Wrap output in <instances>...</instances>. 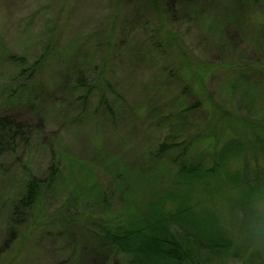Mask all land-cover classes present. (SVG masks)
<instances>
[{"label": "rangeland", "instance_id": "rangeland-1", "mask_svg": "<svg viewBox=\"0 0 264 264\" xmlns=\"http://www.w3.org/2000/svg\"><path fill=\"white\" fill-rule=\"evenodd\" d=\"M227 1L0 0V117L20 125L0 153V264H91L89 232L147 199L138 174L166 183L176 169L179 150L152 161L158 145L193 135L188 156L209 163L204 137L225 125L222 109L264 116V8L245 31ZM242 72L257 87L251 99L230 92ZM54 164L58 182L26 219L14 216L29 177L47 180ZM12 223L22 224L10 244ZM114 259L127 262L114 252L105 264Z\"/></svg>", "mask_w": 264, "mask_h": 264}, {"label": "trees", "instance_id": "trees-1", "mask_svg": "<svg viewBox=\"0 0 264 264\" xmlns=\"http://www.w3.org/2000/svg\"><path fill=\"white\" fill-rule=\"evenodd\" d=\"M210 1L213 2L208 0V4ZM225 4L224 12L230 23L240 25L245 31L251 20H256L252 16L258 13L254 12L264 8V0H228ZM39 58L29 68V78L43 59ZM27 72L28 69L23 70L19 75ZM246 73H241V80L235 79L230 92L239 89L242 99H251L257 95V87ZM78 83L89 94L93 90L83 82ZM198 107L199 104L189 106L182 114ZM220 118L225 125L212 129L204 137L210 149L209 163L188 156L187 152L197 141L193 135L180 143L158 145L152 161L159 160L161 152L179 150L173 160L176 169L168 170L166 183L151 169L138 174L137 184L148 187L147 199L132 214L119 215L108 224L103 221L100 233L89 232L94 241L88 250H92L91 264L107 263L114 252L123 256L126 264H264V208L257 207L258 203H264V116L240 117L222 109ZM19 127L8 117H0L1 154L7 144L10 146ZM228 131L234 137L219 146ZM235 161L242 164L232 169ZM50 170L47 180L29 177L22 197L13 205L14 216L24 218L41 201L46 189L58 182L62 173L58 164ZM214 196L225 202L228 222L214 203ZM22 223L11 224L10 244L16 241L14 232ZM110 263L119 264L115 259Z\"/></svg>", "mask_w": 264, "mask_h": 264}]
</instances>
